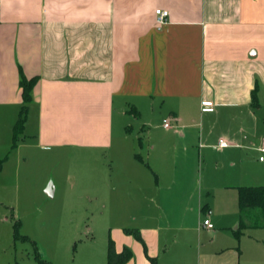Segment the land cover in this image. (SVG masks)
Here are the masks:
<instances>
[{
  "label": "crops",
  "instance_id": "1",
  "mask_svg": "<svg viewBox=\"0 0 264 264\" xmlns=\"http://www.w3.org/2000/svg\"><path fill=\"white\" fill-rule=\"evenodd\" d=\"M157 8L169 11L161 27ZM21 73L38 81L20 146L96 151L87 179L116 218L117 249L133 248L125 264H240L235 240L217 237L237 222L236 233L226 196L250 180L260 146L264 0H0V117L18 116ZM128 114L144 120L142 137Z\"/></svg>",
  "mask_w": 264,
  "mask_h": 264
},
{
  "label": "rangeland",
  "instance_id": "2",
  "mask_svg": "<svg viewBox=\"0 0 264 264\" xmlns=\"http://www.w3.org/2000/svg\"><path fill=\"white\" fill-rule=\"evenodd\" d=\"M259 113L264 116L263 109ZM128 116L133 125L132 136L142 137L140 124L144 120ZM17 119L18 116L11 120L9 116L0 117V264L36 263L35 245L44 258L56 264H96L100 259L107 264L109 234L113 237L115 232L111 223L116 218L102 205L106 202L97 198L92 182L87 179L96 170V151H90L88 157L68 150H41L33 147L32 140H26V145L21 147L23 132L19 135V145L12 148L13 131L7 122H13L14 126ZM255 141L257 146L264 143V123H259ZM248 152L250 180L246 185H264V162L259 163V155L264 153L258 148ZM50 182L54 183L55 191L57 187L53 197L45 192ZM231 190L226 200L230 203L233 200L238 217V190L236 187ZM220 194L217 191L213 196L218 223L224 220L225 209ZM205 203L210 204V200ZM193 218L198 219V215ZM17 221L19 237L15 236ZM213 223L216 225L215 220ZM236 224L226 225L217 239L235 240L240 264H264V227H250L237 236ZM202 237L209 239L210 234L204 231ZM169 240L173 241L170 237ZM186 264L198 262L193 258Z\"/></svg>",
  "mask_w": 264,
  "mask_h": 264
},
{
  "label": "trees",
  "instance_id": "3",
  "mask_svg": "<svg viewBox=\"0 0 264 264\" xmlns=\"http://www.w3.org/2000/svg\"><path fill=\"white\" fill-rule=\"evenodd\" d=\"M38 81V77L28 78L25 74L21 73L19 84L22 89V106L20 108L18 119L13 126V139L12 148L18 144L19 135L23 132L25 122L28 114L29 103L32 100V91ZM254 102L258 103L254 98ZM239 195V226L236 230L237 236L243 232L244 229L250 227H264V185H242L238 186ZM15 236H21L19 232V223H15ZM127 234L133 235L136 239L142 242L144 249L147 253L146 243L141 235V232L136 228H126ZM23 236V235H22ZM35 258L34 264H56L44 258L38 247L35 245ZM133 257V251L130 247L125 246L122 250H118L116 243L112 237H109L108 250H107V264H125ZM149 264H158V260L154 256H149Z\"/></svg>",
  "mask_w": 264,
  "mask_h": 264
},
{
  "label": "built area",
  "instance_id": "4",
  "mask_svg": "<svg viewBox=\"0 0 264 264\" xmlns=\"http://www.w3.org/2000/svg\"><path fill=\"white\" fill-rule=\"evenodd\" d=\"M168 14H169V11H168V9H165V8H157L155 10L156 23H157L158 27H161L164 23H166ZM202 104H203V106H204V108L206 110L211 109V102H209L207 100H204L202 102ZM164 126L165 127L170 126V122L167 119L164 120ZM218 145L220 147H225V146L228 145V141L226 139H224V138H220L219 141H218ZM259 149L261 150V152L264 153V143L259 146ZM259 158H260V160H263L264 156L261 155ZM203 223L205 225H207L208 227H212L213 226V223L211 222V220L209 218H205Z\"/></svg>",
  "mask_w": 264,
  "mask_h": 264
},
{
  "label": "water",
  "instance_id": "5",
  "mask_svg": "<svg viewBox=\"0 0 264 264\" xmlns=\"http://www.w3.org/2000/svg\"><path fill=\"white\" fill-rule=\"evenodd\" d=\"M45 192L47 195H49L50 197H53L54 196V192H55V186H54V183L53 182H50L46 189H45Z\"/></svg>",
  "mask_w": 264,
  "mask_h": 264
}]
</instances>
